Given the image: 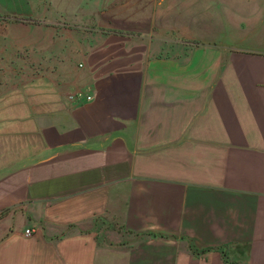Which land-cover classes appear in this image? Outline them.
Listing matches in <instances>:
<instances>
[{"label": "crops", "instance_id": "crops-1", "mask_svg": "<svg viewBox=\"0 0 264 264\" xmlns=\"http://www.w3.org/2000/svg\"><path fill=\"white\" fill-rule=\"evenodd\" d=\"M78 1L0 0V264H264V0Z\"/></svg>", "mask_w": 264, "mask_h": 264}, {"label": "rangeland", "instance_id": "rangeland-1", "mask_svg": "<svg viewBox=\"0 0 264 264\" xmlns=\"http://www.w3.org/2000/svg\"><path fill=\"white\" fill-rule=\"evenodd\" d=\"M124 2V1H123ZM131 12H101L105 18L110 19L115 25L133 27L140 26L143 30L149 29L154 26L157 32H161L162 27L166 28L168 20H174L176 30H181L183 23V12H199L198 1L189 2L186 0H144L142 4L129 0ZM207 12H246V0L232 1H208ZM137 6V7H136ZM190 6V7H189ZM86 9L85 2L79 0L77 2V9L74 4L63 3V14L67 18L75 19V24L83 26H93L94 12H83ZM136 9L138 12H136ZM167 12H171L167 15ZM170 23V22H169ZM163 35L165 33L163 32ZM6 81V76L0 70V85ZM4 88V87H3Z\"/></svg>", "mask_w": 264, "mask_h": 264}, {"label": "built area", "instance_id": "built-area-1", "mask_svg": "<svg viewBox=\"0 0 264 264\" xmlns=\"http://www.w3.org/2000/svg\"><path fill=\"white\" fill-rule=\"evenodd\" d=\"M86 98H87V99H91L92 97H91L90 95H87ZM26 233L29 234V230H27Z\"/></svg>", "mask_w": 264, "mask_h": 264}]
</instances>
